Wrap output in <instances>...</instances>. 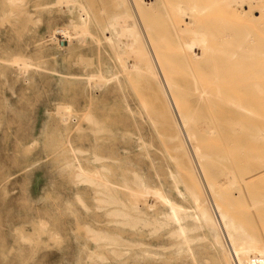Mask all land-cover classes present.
Returning a JSON list of instances; mask_svg holds the SVG:
<instances>
[{
	"label": "rangeland",
	"instance_id": "1",
	"mask_svg": "<svg viewBox=\"0 0 264 264\" xmlns=\"http://www.w3.org/2000/svg\"><path fill=\"white\" fill-rule=\"evenodd\" d=\"M130 1L120 11L133 27L120 20L116 32L122 54L137 40L146 46ZM86 8L84 0H0V264H217L222 256L196 227L146 114L134 59L112 47L104 11L85 16ZM139 183L161 199L133 207L129 190ZM201 194L211 207L205 187Z\"/></svg>",
	"mask_w": 264,
	"mask_h": 264
},
{
	"label": "bare ground",
	"instance_id": "2",
	"mask_svg": "<svg viewBox=\"0 0 264 264\" xmlns=\"http://www.w3.org/2000/svg\"><path fill=\"white\" fill-rule=\"evenodd\" d=\"M94 1L84 0L87 8L83 13L97 17L96 11L101 8L105 13L103 30L109 31L110 40H116L112 47L118 48L119 21L125 22V30L134 23L128 11H120L127 0H98L102 4L99 8ZM130 3L146 46L137 40L123 54L118 48L120 57L135 61L137 70L132 74L137 91L145 97L146 114L173 167L175 184L182 186L193 203L196 227L220 252L222 260L217 259V264H231V258L234 264H264V0ZM167 97L204 185L194 172L195 163H190V149L186 147V151ZM248 145L258 149L249 152ZM253 152L254 156H263V161L249 163L248 153ZM83 175L78 171L74 177ZM203 187L218 221L211 214L212 206L202 197ZM129 192L134 197L133 207L140 200L161 199L141 183Z\"/></svg>",
	"mask_w": 264,
	"mask_h": 264
}]
</instances>
